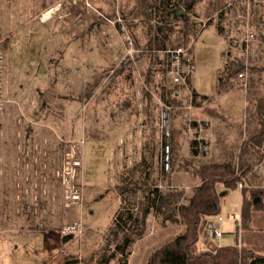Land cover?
<instances>
[{
  "label": "rangeland",
  "instance_id": "rangeland-1",
  "mask_svg": "<svg viewBox=\"0 0 264 264\" xmlns=\"http://www.w3.org/2000/svg\"><path fill=\"white\" fill-rule=\"evenodd\" d=\"M106 1L87 9L80 0H0V264H93L105 247L106 255L113 252L104 236L127 206L118 188L122 181L131 188L135 181L182 188L190 195L198 179L185 165L213 157L216 131L227 132L229 142L237 136L233 126L226 129L213 117L212 106L232 123L245 106V87L237 77L242 89L220 92L217 86L228 31L232 36L253 31L251 57L258 56L248 73L264 76V0H237L231 8L227 0L208 17L201 11L204 1L197 2L185 15L197 33L184 41V22L172 20L161 49L156 17L140 14L139 0ZM253 8L263 22L261 43L250 19ZM117 16L124 30L114 22ZM231 16L239 19L233 27ZM179 44L188 47L193 65L183 82L175 81L177 68L167 51ZM92 82L97 83L89 97L86 84ZM191 87L213 99L192 103ZM163 104L172 106L171 136L181 134L168 172L160 169ZM198 122L207 154L198 155V149L192 154ZM240 204L239 187L224 193L218 213L200 222L198 251L209 249L205 218H222V235L210 242L236 243ZM182 229L179 222L160 225L149 214L125 264H145L152 249ZM117 256L107 264H118Z\"/></svg>",
  "mask_w": 264,
  "mask_h": 264
},
{
  "label": "trees",
  "instance_id": "trees-1",
  "mask_svg": "<svg viewBox=\"0 0 264 264\" xmlns=\"http://www.w3.org/2000/svg\"><path fill=\"white\" fill-rule=\"evenodd\" d=\"M201 1L205 3L204 7L203 4L201 5L203 8L201 11L204 12L205 17L221 10L227 2V0H139L140 14L147 18L153 14L156 17V33L158 36L161 34V37H158L159 40L156 41L158 44L156 47L164 48L165 44L161 43L169 35V22L172 20L184 22L182 34L184 41H187L190 35L197 33L198 28L189 24L185 15L193 9L197 2L199 4ZM100 6L102 5H98L99 8ZM256 12V8L250 11V19L252 24L258 27L257 37L261 43L263 22ZM238 22L239 19L231 16V27ZM216 29L221 32L222 26L217 24ZM180 46L184 44H179L178 47ZM225 49L223 52L224 69L218 77V90L224 92L231 89H242V86L237 84L236 74L244 68L243 58L238 53L228 50L227 47ZM257 56L256 54L249 59L250 73L255 70L253 63H250ZM96 83L86 84L90 85L89 97ZM191 90L190 101L194 104H197V98L198 104L203 100L213 99L207 95H198L193 89ZM244 92L243 113L234 123L227 122L225 111L220 110L222 111L220 112L212 106L211 110L215 109L212 110L213 117L218 122L224 123L226 129L229 128H227L229 124L233 126L238 137L236 136L229 142L227 132L216 131L217 152L213 157L201 159L198 164L185 165L186 170L198 179V183L193 186L189 196H186L182 188L160 189L156 185L153 186L152 182L142 185L135 181L132 188L125 185L126 181L119 184V192L127 206L121 207L116 213L104 236L106 245L114 244V251L106 255L105 247L95 257L93 264H107L116 253L118 264H125L130 245L141 238L145 232L149 214H154L156 222L160 225L179 222L183 225V229L168 241L152 249L145 264H264V255L255 253L245 246L238 248L236 245L229 244L203 251H198L197 247L202 218L218 213L224 193L238 187L239 182L242 183L240 187V226L242 228L249 226L253 211H264V170L253 171L254 166L261 159V154L255 146L264 137V76L261 73L257 76L254 73L249 74L248 85ZM171 99L174 100V98ZM243 130L245 137L241 138ZM175 135L171 136L170 170L173 168L175 148L178 147L181 137L179 131ZM196 152V149L192 150V154ZM41 264H44V260Z\"/></svg>",
  "mask_w": 264,
  "mask_h": 264
},
{
  "label": "built area",
  "instance_id": "built-area-1",
  "mask_svg": "<svg viewBox=\"0 0 264 264\" xmlns=\"http://www.w3.org/2000/svg\"><path fill=\"white\" fill-rule=\"evenodd\" d=\"M237 0H229L227 2L228 7H233L235 5V2ZM81 4L87 8V9H95L96 5L93 2V0H80ZM102 15V14H101ZM246 24L248 25L249 19L248 15L245 16ZM111 23L118 22L120 28L124 30L123 21L122 19L117 16V18L113 21L108 20ZM226 43L227 46L235 49L239 55L243 58L244 68L243 70L239 71L236 74V77L241 81V85L245 88L248 85V77H249V59L251 55H253L252 49H253V40H254V33L252 30L246 29L243 31L242 34L239 36H232L229 34V31L226 33ZM126 44L128 47L125 48L126 55H130L133 52V49L131 47V40L128 34H125L124 36ZM227 47V48H228ZM188 48V47H187ZM187 48L183 47H175L173 49H167V51L170 54V61L171 64L176 65L174 72V79L175 81H185L187 78V74L191 72V69L193 68L192 65V59L190 56L189 51ZM255 55V53H254ZM186 65V68H181L179 66ZM171 109L172 106L170 104H163V108L159 114V132L161 135V141H160V169L162 171H170V163H171V130H170V117H171ZM202 130L200 122H198V144L195 147V149H198V155L200 153L207 154L209 150V143L204 139L203 136H201L200 131ZM255 148L260 152L261 159L260 162H258L253 169H255L256 172H260L262 169V162L264 161V137L263 140L258 143ZM263 160V161H262ZM257 169V170H256ZM242 186V183H238V187L240 188ZM222 222V218L218 216L216 220L214 221H207L206 222V236L209 238H218L222 234V230L220 228V223Z\"/></svg>",
  "mask_w": 264,
  "mask_h": 264
},
{
  "label": "crops",
  "instance_id": "crops-1",
  "mask_svg": "<svg viewBox=\"0 0 264 264\" xmlns=\"http://www.w3.org/2000/svg\"><path fill=\"white\" fill-rule=\"evenodd\" d=\"M96 2H97V4H101L102 6H105L107 3L106 0H97ZM97 4H95V5L97 6ZM33 6H35V4ZM42 9H40V11ZM189 84H190V82H189ZM198 95H200V94H198ZM207 221H210V220H208V218H205L203 220V225L205 227V229H204V236H205L204 243H205V246L207 248H209L207 250H212L215 247L221 246V245L215 246L212 242H210V239H213V238H209L206 236V222ZM235 235H236V243L231 244V245H236L238 248H239V246H245L255 253L264 255V211H258V210L253 211L251 213L250 223H249V226L247 228H242L240 226V220H239L235 225ZM218 238H220V237H218ZM218 238H216V239H218ZM224 245H229V244H224Z\"/></svg>",
  "mask_w": 264,
  "mask_h": 264
},
{
  "label": "bare ground",
  "instance_id": "bare-ground-1",
  "mask_svg": "<svg viewBox=\"0 0 264 264\" xmlns=\"http://www.w3.org/2000/svg\"><path fill=\"white\" fill-rule=\"evenodd\" d=\"M48 12H50V10H49V11H47V12H46L44 15H47V13H48Z\"/></svg>",
  "mask_w": 264,
  "mask_h": 264
}]
</instances>
